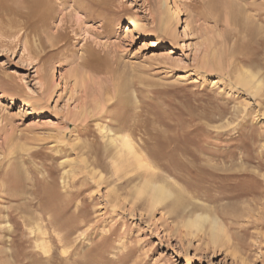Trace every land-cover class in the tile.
Returning <instances> with one entry per match:
<instances>
[{
	"label": "rangeland",
	"instance_id": "rangeland-1",
	"mask_svg": "<svg viewBox=\"0 0 264 264\" xmlns=\"http://www.w3.org/2000/svg\"><path fill=\"white\" fill-rule=\"evenodd\" d=\"M107 1L81 2L89 18L72 1L40 5L52 12L38 33L0 14V264H264V92L236 84L243 69L264 75V0H168V29L161 0ZM126 133L141 165L115 152ZM176 152L220 167L199 187L222 190L196 199L234 250L138 196Z\"/></svg>",
	"mask_w": 264,
	"mask_h": 264
},
{
	"label": "bare ground",
	"instance_id": "bare-ground-1",
	"mask_svg": "<svg viewBox=\"0 0 264 264\" xmlns=\"http://www.w3.org/2000/svg\"><path fill=\"white\" fill-rule=\"evenodd\" d=\"M59 1H60V4L64 8L68 2L72 1L74 3V5H77L80 8V10H82V12L85 15L84 18H89L91 16L92 9L90 8V6L89 5L83 6L80 4L81 2L87 1V0H59ZM88 1L91 3H94V4L96 2V0H88ZM49 2H51V0H27V2H25L26 3L25 9H27V10H23V9L16 8V7L12 8L9 6H4L5 5L4 0H0V14L4 11H5L4 13H6V15L11 14L10 20H9V24H11V26L13 24H15L14 21L17 20V19L14 20L12 15L13 16L16 15V16L20 17L21 19L25 20V22H23V23H26V21H27V24H28V27L30 30L28 32H31V33L37 32L38 33L37 28L39 25V21L47 22V20L49 19L50 15H51V13H50L51 10L49 11L50 8L48 9V11L45 10V12H42L43 9L40 11L38 8L40 5H46L47 8L50 7ZM107 2H108L107 0H100V3H102V4H106ZM161 8H162L161 12H158L159 13V22H160V25L163 26V29H166V28L168 29L169 28L168 26H170L169 24L173 21H176L177 17H179L178 9L176 6V8L173 10L172 7L169 6L168 0H161ZM234 13H237V12H234ZM131 24H133V20H131ZM19 25H21V24H19ZM0 26H1V24H0ZM25 27H27V26H25ZM63 27L64 26H62L60 29H58L57 33H55L52 37H50L51 38L50 40H52L51 45L55 46L56 48L58 47V49L65 47V45L67 44L66 37H68L67 36L68 33H66V31H65V30H67V29H65L67 27H64V28ZM248 31H250V30H248ZM28 35L29 34L26 33V37ZM38 38H39V42H40L39 44L41 45L42 40H41L40 35ZM62 42H64V43L61 44ZM1 43H2V40L0 41V44ZM89 53H92V52L89 51ZM208 65H210V64H208ZM86 66H87V64H86ZM240 69H239V71H240ZM236 80H237L236 84L247 88L248 90L252 91L255 95H262L261 92H264V75H262V73L260 74L259 71L256 72L252 68L247 69V70L243 69V70H241V72H239V75L237 76ZM24 102H26V101H24ZM26 104H28V103H26ZM120 128H122V127H120ZM124 129H123V131L125 132L126 129L125 130ZM126 134H123V135L120 134V136L118 138H114V137L112 138V142L114 143L115 147L117 148L115 152L117 155H121L122 152L125 149H127V151L130 154L135 155L137 157L136 159L138 160V163L141 165L140 157L137 156V154H136V148H135L136 146L132 141L133 138L131 139V136H129L128 134L126 135ZM183 156L184 155H182L181 152H176L174 154V156H173V158H174L173 159V168L174 169L173 170L171 169L172 171L168 175L165 173H160L159 171L157 172L155 170H152L151 167H148L147 168L148 171L143 173V179H142L141 183L139 184V186L136 188V192H137L138 196L142 197V199L144 201V205L146 208H148V210L151 211V210H154L155 208H157L158 206L163 205V206H165V208H167L169 210L168 212L171 213L172 215H174L176 218H179V217L184 218L185 217L186 218L185 226H187L188 228H196L198 231H204V234L207 235V237H208V240L206 243L208 249L212 248L213 251L216 249H220V248L221 249L226 248L228 250H231V249L234 250L235 244L233 243L232 238L226 232V228H225L226 225H225L223 219L219 217L222 215H220L219 213L218 214L214 213L213 207H211L205 203H202V202L199 203L196 199L197 196H199L201 198L203 196L207 197L208 193H210L212 191L215 192V191L222 190L221 188L211 189L208 187H203V188L199 187V185H201V182L218 181L217 172H219L218 170L220 169V167L218 168V167H216L217 164L214 165V163H211L210 162V160H212L211 158L207 159L206 157H204L203 158L204 160H200L199 162H197V161L195 162V161H192L193 159L190 160V158L188 159L185 156L186 159L183 162L181 160V157L183 158ZM202 156H204V154ZM223 171H224V169H223ZM179 182H181L182 185L178 184ZM200 191H203L204 195H201ZM216 212H217V210H216ZM10 225H11L10 222H8L7 226H9V229L12 228V226H10ZM41 226L42 225L39 226L38 230H40L41 233H45L43 227H41ZM207 226H209V227L207 228ZM67 230H68V228H67ZM66 237H68V236H66ZM45 241L46 240H43V242L45 244L48 243L47 241L46 242ZM60 241H63V240H59V242ZM71 242H73V241H71ZM42 250L45 251V253H48V255L51 254L50 253V251H51L50 246L45 245ZM65 253L66 252H63L61 255L64 256ZM56 259H57V257H56ZM66 264H69V263L66 262ZM75 264H76V262H75Z\"/></svg>",
	"mask_w": 264,
	"mask_h": 264
}]
</instances>
